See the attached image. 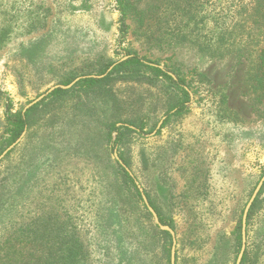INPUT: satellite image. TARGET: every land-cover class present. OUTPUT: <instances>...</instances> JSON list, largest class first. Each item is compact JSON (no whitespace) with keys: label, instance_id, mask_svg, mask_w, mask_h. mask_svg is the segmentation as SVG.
<instances>
[{"label":"rangeland","instance_id":"1","mask_svg":"<svg viewBox=\"0 0 264 264\" xmlns=\"http://www.w3.org/2000/svg\"><path fill=\"white\" fill-rule=\"evenodd\" d=\"M129 1L141 15L129 11L122 33L117 0H0V135L6 109L102 75L129 49L190 93L177 116L166 114L165 80L113 78L39 100L0 159V264H31L72 240L73 264H170L171 236L112 171L120 153L175 232V264L236 263L234 231L264 175V0ZM110 121L145 125L117 147ZM261 189L246 224L252 264H264Z\"/></svg>","mask_w":264,"mask_h":264},{"label":"trees","instance_id":"2","mask_svg":"<svg viewBox=\"0 0 264 264\" xmlns=\"http://www.w3.org/2000/svg\"><path fill=\"white\" fill-rule=\"evenodd\" d=\"M118 4V10L121 15V32H125V23L124 20L128 14V12H133L135 15L140 16L141 12L137 11L134 6H130L129 0H117ZM126 58L115 61L109 59L108 61H105L103 64L98 67L97 74H104L108 70V68L113 65V67L102 77H84L75 82V84L67 89H61L57 88L54 89L50 94L47 96L49 98H57L59 96H62L66 93L80 90L85 93L92 92L93 90L99 89L103 84H107L111 79L113 78H119L124 80H140V79H146L149 82L156 81V80H165L167 81L168 87L172 89V92H174V98L172 102L169 105V109L167 111V115H181L184 112L187 111L186 108V102L190 100V93L187 87L189 88V85L185 87V79L184 77H177L175 78L169 71L165 70L161 66L157 65L155 61H151L149 59H146L145 57H141L138 55V53L135 50L129 49L125 53ZM260 67V66H259ZM259 83H262L261 79H259ZM44 103V101H41L29 108H27L25 111L19 110V111H12V109H6L5 111V126L3 133L0 135V153L5 149L8 145H10L12 142H14L24 131V129L28 128L30 124V120L32 117L33 112ZM127 124H121L119 126L116 125V122L110 121L108 123V130L106 132V135L108 138L111 137L112 133H115L114 137V144L118 147L120 146L127 134L134 132V133H140L142 132L144 128V123L140 122L139 124L133 123L131 121H126ZM133 126H130V125ZM120 158L123 160V162L128 165L126 159L124 158V155L120 153ZM114 175L120 176V183L123 185L124 189L128 190L132 194L136 195L137 197L140 196L138 188L134 182L135 178L120 165L117 164V166L112 169ZM262 191L260 189L259 193ZM149 203L152 205V207L155 209V206L153 205L152 201L149 199L148 194L145 192ZM259 195V194H258ZM257 197L253 201L248 214H247V221L246 224L248 225L253 214V208L255 206ZM146 209V207H145ZM156 210V209H155ZM148 212V210L146 209ZM149 213V212H148ZM26 225V223H24ZM25 225L21 227L20 229H24ZM28 229V233L26 234H34V231H36V228L31 226ZM161 233L166 235L167 237H170V234L167 231L160 230ZM235 239H236V247L239 248L241 244V231H240V225L238 224L235 231ZM15 237L9 238V240H14ZM8 240V241H9ZM79 245L76 243V241L72 240L69 241L64 246L57 247V249L51 250L48 249L47 254L41 255L39 259H36L32 261L31 264H56V261L54 259H57V257H66L68 258V264H73L71 261L73 260L74 256L77 255L79 252ZM55 262V263H54ZM253 263V257L250 251L245 249L243 257L241 259L240 264H252Z\"/></svg>","mask_w":264,"mask_h":264},{"label":"water","instance_id":"3","mask_svg":"<svg viewBox=\"0 0 264 264\" xmlns=\"http://www.w3.org/2000/svg\"><path fill=\"white\" fill-rule=\"evenodd\" d=\"M126 58V56H124L122 59ZM121 60V59H120ZM115 64V63H114ZM113 64V65H114ZM113 65H111L108 70L106 71V73L113 67ZM106 73L102 74V75H90V76H83V77H77L75 78L71 83H69L68 85H56V86H53V87H50L44 94L40 95L39 97H37L36 99H34L31 103H29L25 109L23 111H25L27 108L33 106L35 103H37L39 100H41L44 96H46L47 94H49L50 92H52L54 89H57V88H61V89H67V88H70L75 82H77L78 80H80L81 78H84V77H95V78H98V77H102L104 76ZM162 123V121L159 122L158 126H160V124ZM25 131V129H24ZM24 131L21 133V135L11 144L9 145L1 154H0V159L19 141V139L22 137ZM155 133V131L153 132ZM152 133V134H153ZM116 159L117 161L119 162V164L129 173V175L133 176L130 169L123 163V161L121 159H119L118 156H116ZM263 182H264V175L261 177L260 181L258 182V184L256 185L250 199L248 200L245 208H244V211H243V214H242V218H241V245H240V249H239V252H238V255H237V258H236V263L235 264H240L241 262V259L243 257V254H244V251H245V248H246V221H247V214H248V211L253 203V201L255 200L259 190L261 189L262 185H263ZM135 184L141 194V198L147 208V210L149 211V213L152 215L155 223L157 224V226L163 230V231H167L170 236H171V239H172V243H171V247H170V264H175V259H176V249H175V244H176V241H175V232L174 230L169 226V225H166V224H163L159 218H158V215L156 213V211L153 209V207L150 205L144 191H143V188L141 187V185L138 183V181L135 180Z\"/></svg>","mask_w":264,"mask_h":264}]
</instances>
